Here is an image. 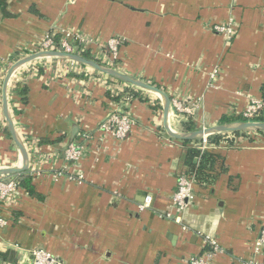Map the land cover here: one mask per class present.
I'll return each instance as SVG.
<instances>
[{
	"label": "crops",
	"instance_id": "1",
	"mask_svg": "<svg viewBox=\"0 0 264 264\" xmlns=\"http://www.w3.org/2000/svg\"><path fill=\"white\" fill-rule=\"evenodd\" d=\"M8 3L15 16L0 21V85L11 62L44 36L72 30L100 43L121 37L117 68L154 83L171 102L191 110L171 113L177 130L188 120L197 129L219 124L224 116H238L251 100L264 98V0ZM230 21L237 30L231 40L211 27ZM91 52L108 63L105 49L95 44ZM67 64L35 61L21 67L16 78L29 92L26 104L14 103L13 115L29 144L26 172H33L42 198L18 187L2 201L19 217L0 227V251H15L18 264H32L36 248L62 264H189L210 249L206 240L212 237L221 250L211 264L264 261V251L254 250L264 224V133L238 136L233 147H209L224 157L226 172L212 185L195 186V198L180 211L173 195L184 168V142L163 129L158 97L95 71H70L80 77L61 78ZM117 86L131 87L138 96L112 101L107 92ZM120 108L134 121L124 139L99 129ZM75 123L91 135L78 139L84 146L81 159L68 162L62 140ZM17 156L4 133L0 105V167L15 165ZM64 172L84 179L72 180ZM145 194L153 204L141 212L137 204ZM167 212L181 223L158 214ZM0 264L12 263L0 259Z\"/></svg>",
	"mask_w": 264,
	"mask_h": 264
},
{
	"label": "built area",
	"instance_id": "2",
	"mask_svg": "<svg viewBox=\"0 0 264 264\" xmlns=\"http://www.w3.org/2000/svg\"><path fill=\"white\" fill-rule=\"evenodd\" d=\"M212 29L220 34L226 36L228 40L233 39L236 34V26L230 21L227 24H212ZM124 40L121 37H112L105 43H100L94 38H90L88 36H83L77 32L72 30H63L61 32V38L58 43L55 42V35L47 34L40 41H38L33 50L27 54L34 53L37 51L44 50H62L66 52L78 53L91 49V46L97 45L103 49H105L106 54L109 56L108 64L112 65L119 58V50ZM109 53V54H108ZM25 54V55H27ZM17 60V59H16ZM13 60L11 64L14 62ZM107 63V62H106ZM219 68V67H218ZM218 68L215 69L212 74V78H216V73ZM81 70H85L87 72H94L90 69L80 67L73 63H68L65 69H60L59 76L65 77L70 71L79 72ZM18 79H15L11 82L10 88V100L13 97L12 90L16 87ZM116 90H121L120 87H115ZM0 105H1V85H0ZM172 105V113L180 114L182 112L190 113V109H185L183 104L180 101L174 100L171 102ZM121 109V108H120ZM264 115V100L263 99H253L248 104L245 110L240 112L238 116L241 117L242 120L246 121H255L257 118H260ZM3 125L4 120H3ZM134 125V121L132 118L125 114V112L120 113L118 110L114 113H111L100 125L99 129L102 132H110L117 139L126 138L130 132L132 131V127ZM91 135V133L83 132L80 136L86 137ZM247 135V134H246ZM245 136V135H244ZM226 139H237L238 137L229 133L228 135H224ZM27 144V140L25 141ZM201 149L205 150L211 146H215L208 142V137H204L200 141ZM225 144V143H222ZM29 150V144H27ZM84 153V146L78 141L76 144H71L69 148L65 151L64 157L68 162H77L81 159ZM69 175V178L75 181L82 182L84 179L83 175H74L69 172H64ZM30 175H33V172H29ZM195 174L188 176L182 175L177 179V188L173 195V202L178 207L180 211L186 210L190 203L195 198ZM18 188L16 177L11 182H6L4 178L0 177V201H6L9 198V195L12 194ZM153 198L151 196H146L143 202L138 203V210L143 212L146 210H151L152 208ZM161 217L166 219H174L175 222L181 223V218L179 216H175L169 212L167 213H158ZM8 220L2 216H0V227H5L8 224ZM207 243L210 245V249L194 256L190 259L189 264H211L213 255L215 252L221 250V247L218 244V241L215 238L208 237ZM255 253L259 254L264 251V224L262 226L260 236L255 243ZM32 255V264H62V262L53 254L46 251L43 248H36L31 251ZM245 264H264V261H258L256 258H251L246 260Z\"/></svg>",
	"mask_w": 264,
	"mask_h": 264
},
{
	"label": "water",
	"instance_id": "3",
	"mask_svg": "<svg viewBox=\"0 0 264 264\" xmlns=\"http://www.w3.org/2000/svg\"><path fill=\"white\" fill-rule=\"evenodd\" d=\"M44 58L73 63L80 67L87 68L92 71L103 74L111 79L123 82L126 85H130L145 92L155 94L159 99L160 108L162 110L163 129L171 138H174L176 140H190L193 141V145L201 147V143L195 142V140H201L204 137H209L214 134H225L233 132H264V121L260 120H236L226 123H219L204 128H198L194 131L189 132L184 130H177L172 127L170 122L172 113L171 97L167 92H165L162 88L155 85L154 83L132 76L106 62H102L96 58H89L82 54L66 52L62 50L37 51L15 60L7 69L1 85V112L5 128L8 130L9 135L18 151L17 162L15 165L0 167V177L4 178L6 182H11L16 177V175L26 172L28 169L30 158L27 144L16 126V121L13 115V107L11 105L10 100L11 79L15 71L18 70L20 67H23L25 65H28ZM118 111L120 113L124 112V110L122 109H119ZM110 115L111 114H109L108 116ZM83 132L84 131L82 130L80 125L78 123H75L71 131L62 140L64 151H66L71 144L78 143V139H81L80 135ZM87 133L90 134L91 132ZM146 195L147 194H145L144 196ZM144 199L145 198H142L140 202H143Z\"/></svg>",
	"mask_w": 264,
	"mask_h": 264
},
{
	"label": "trees",
	"instance_id": "4",
	"mask_svg": "<svg viewBox=\"0 0 264 264\" xmlns=\"http://www.w3.org/2000/svg\"><path fill=\"white\" fill-rule=\"evenodd\" d=\"M9 0H0V21L14 17L15 15L10 12L9 10ZM61 35L57 34L55 35V42L58 43L60 41ZM82 55L94 58L91 49L85 50L81 52ZM101 61V60H100ZM119 65L118 61L116 60L113 64L114 67H117ZM40 74H43V70H40ZM70 77H80L75 73H70ZM68 76V77H69ZM64 78V77H61ZM28 92L29 88L24 83H17L16 87L12 90L13 97L11 99V105L14 110V103L15 102H21L22 104H26L28 101ZM137 97V92L132 89L131 87L123 88L122 90H113L110 89L107 92V97L115 102H120L121 100H125L128 97ZM264 99V98H263ZM236 120H242L240 116L236 117H226L224 116L221 118L220 123H226ZM257 120L264 121V115L260 118H257ZM184 131H194L196 130V125L192 122V120H188L187 122H184ZM4 133L8 138L11 139L8 130L3 125ZM260 134H263L264 132H257ZM229 133L225 134H214L208 137V142L211 144H214L215 146H219L222 143H225L228 147L235 146L236 139H226L224 138V135H228ZM235 136H244L247 133L246 132H233L231 133ZM61 139L60 137H57L53 140L41 138V143H47V142H54L59 141ZM201 140H195V142H200ZM184 142V155H183V170L180 172L179 176L182 175H188L191 176L195 174V186L197 187H207L209 185H212L215 183L216 180L222 175L224 172H226V166H225V160L222 155L217 153L214 149H205L202 150L200 147L193 145V141L186 140ZM16 182L17 186L21 189H24L28 194L32 196H36L37 198L41 199L42 196L37 192L35 184H34V176L28 174V172H24L22 174L16 175ZM194 186V187H195ZM6 211L9 212L8 215H6ZM0 216L5 217L9 223L15 224L17 223V219L19 217V212L14 211L12 209L6 210V206H4L3 202L0 201ZM0 259L2 261L12 263V264H18V256L17 253L13 250H8L6 252L0 251Z\"/></svg>",
	"mask_w": 264,
	"mask_h": 264
},
{
	"label": "bare ground",
	"instance_id": "5",
	"mask_svg": "<svg viewBox=\"0 0 264 264\" xmlns=\"http://www.w3.org/2000/svg\"><path fill=\"white\" fill-rule=\"evenodd\" d=\"M44 59H45V58H44ZM47 60H50V59H47ZM39 61H40V60H39ZM20 68H21V67H20ZM20 68H19L18 70L15 71L14 75L12 76L11 82L14 81V80L18 77V73H19Z\"/></svg>",
	"mask_w": 264,
	"mask_h": 264
},
{
	"label": "rangeland",
	"instance_id": "6",
	"mask_svg": "<svg viewBox=\"0 0 264 264\" xmlns=\"http://www.w3.org/2000/svg\"><path fill=\"white\" fill-rule=\"evenodd\" d=\"M44 60H47V59H40V61H44ZM39 61V60H38ZM249 133H255V132H249ZM248 134V133H247ZM245 136H247V135H245Z\"/></svg>",
	"mask_w": 264,
	"mask_h": 264
}]
</instances>
